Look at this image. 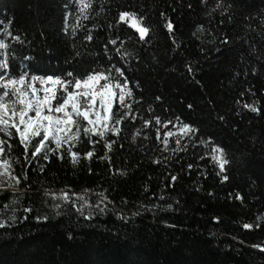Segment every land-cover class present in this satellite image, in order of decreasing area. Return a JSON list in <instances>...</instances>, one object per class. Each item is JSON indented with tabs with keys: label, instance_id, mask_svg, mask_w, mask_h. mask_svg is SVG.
<instances>
[{
	"label": "trees",
	"instance_id": "obj_1",
	"mask_svg": "<svg viewBox=\"0 0 264 264\" xmlns=\"http://www.w3.org/2000/svg\"><path fill=\"white\" fill-rule=\"evenodd\" d=\"M121 11L144 17L145 40L118 22ZM87 15L74 0H0L13 75L115 65L133 92L119 134L93 136L95 144L82 136L76 164L67 146L48 160L31 158L30 148L26 160L18 139L9 141L21 183L15 193L0 189V264H264L253 247H264V0H92ZM5 24L20 42L4 36ZM183 123L196 131L168 137L165 151L163 133ZM105 140L114 141L110 150ZM214 145L229 160L222 173ZM85 189L83 215L81 201L59 199ZM13 199L14 213L5 208Z\"/></svg>",
	"mask_w": 264,
	"mask_h": 264
},
{
	"label": "snow or ice",
	"instance_id": "obj_2",
	"mask_svg": "<svg viewBox=\"0 0 264 264\" xmlns=\"http://www.w3.org/2000/svg\"><path fill=\"white\" fill-rule=\"evenodd\" d=\"M74 2L78 5L81 17L87 19V12L92 6V0H74ZM201 3H206V0H201ZM216 7L219 8L221 5L217 3ZM143 21L144 17L138 16L136 12L121 11L119 13L118 22L126 23L134 29L141 41L145 40L150 31L149 27L143 24ZM8 26V24L4 25V36L20 42L18 35L13 36L8 31ZM165 27L169 32H172L174 25L171 21H168L165 23ZM202 31V26H197V32ZM85 39L91 41L92 36L86 35ZM223 42L227 44L228 40L225 39ZM110 43L115 45L116 40H111ZM8 48L9 44L4 39H0V50H4L0 52V57H3L0 58V133L8 138L7 140L0 138V189H11L15 193L19 190L21 177L14 174L11 163L12 157L6 152V148L10 151L13 147L9 142L13 137L17 138L19 146H22L26 160L29 158L30 148L31 158H36L42 154L43 159L48 160V153L59 154L61 149L67 146L66 150L71 157V162L76 164L81 153L73 151V149L81 141L82 136L87 140V143L95 144L98 141L92 139L93 136L103 139L106 132H111L113 135L119 134L120 125L125 119L129 118L128 113L131 110L129 101L133 97V92L128 87L127 79H122L124 71L115 65L103 70L67 71L62 75L53 73L52 75L40 76L27 72L13 75L9 63ZM76 55L80 54L76 53ZM188 70L189 72L192 71L191 68ZM253 72H255V69H253ZM156 99L160 98L157 97ZM188 107L191 108L192 105H188ZM244 107L253 112L259 111L253 104H245ZM131 118L135 119L134 116ZM219 118L224 119L222 116ZM154 119L156 124L162 123L159 117H154ZM144 124L147 126L149 121L145 120ZM179 131L183 137L194 133L196 129L188 123H183L180 125ZM172 135L171 131L163 133L162 143L165 146V151L169 144L168 137ZM182 137L176 139L175 143L177 145H180ZM133 140H135V137H133ZM113 143L112 140H105L104 146L110 150ZM50 144H54V147H50ZM212 153V159L219 166L220 173L224 172L225 165L229 163L225 150L218 145H214ZM83 156L91 158L93 151H85ZM60 158L63 159V156L60 155ZM104 158L100 157V159ZM17 162L19 161L17 160ZM153 162L158 163L159 161ZM192 167L193 165H188L189 169ZM40 171L43 172L42 166ZM220 173H217V175H220ZM23 175L26 180V174ZM176 179L175 175L171 176L173 182ZM227 179V175L222 176V180ZM87 192L88 190L85 189L83 193L70 195L68 192L62 191L59 199L62 202L70 203L72 207H76L77 200L81 201L82 203L77 207V211L83 215V208L88 204L85 198ZM50 194L49 190L44 191L45 196ZM73 195L76 200L72 199ZM236 199H242V197L237 194ZM16 203L18 201L13 199L11 204L5 205V208L14 213L15 208H12V204ZM52 207L59 209L61 203H54ZM168 207H171V205H168ZM104 210L103 208L100 209L101 212ZM24 211L31 212L32 209L24 208ZM59 214L57 212V215ZM91 215L92 213L89 212L85 219H90ZM9 219L15 220L16 217L12 215ZM37 219L47 220L48 217L38 216ZM121 219H126V217L121 216ZM258 219H264V217H258ZM4 226L5 222L0 220V227ZM255 226L259 227L258 224ZM243 227L251 229L254 225L245 223ZM253 247L264 251V247L261 245H253Z\"/></svg>",
	"mask_w": 264,
	"mask_h": 264
},
{
	"label": "rangeland",
	"instance_id": "obj_3",
	"mask_svg": "<svg viewBox=\"0 0 264 264\" xmlns=\"http://www.w3.org/2000/svg\"><path fill=\"white\" fill-rule=\"evenodd\" d=\"M179 127L180 126H175L173 127L172 129L168 130V131H171L173 133L172 136H178V135H182L179 131ZM171 137V136H170ZM217 164V163H216Z\"/></svg>",
	"mask_w": 264,
	"mask_h": 264
},
{
	"label": "water",
	"instance_id": "obj_4",
	"mask_svg": "<svg viewBox=\"0 0 264 264\" xmlns=\"http://www.w3.org/2000/svg\"><path fill=\"white\" fill-rule=\"evenodd\" d=\"M134 30V29H133ZM135 31V30H134Z\"/></svg>",
	"mask_w": 264,
	"mask_h": 264
}]
</instances>
